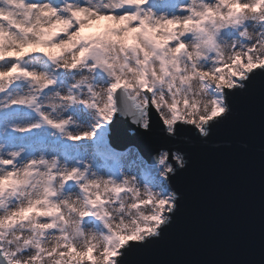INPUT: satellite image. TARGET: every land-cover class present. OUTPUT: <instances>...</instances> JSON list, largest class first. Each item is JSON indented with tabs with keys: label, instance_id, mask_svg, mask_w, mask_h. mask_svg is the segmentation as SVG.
I'll return each instance as SVG.
<instances>
[{
	"label": "snow or ice",
	"instance_id": "6c2138e0",
	"mask_svg": "<svg viewBox=\"0 0 264 264\" xmlns=\"http://www.w3.org/2000/svg\"><path fill=\"white\" fill-rule=\"evenodd\" d=\"M257 97L264 158V0H0V264H145Z\"/></svg>",
	"mask_w": 264,
	"mask_h": 264
},
{
	"label": "water",
	"instance_id": "95a60500",
	"mask_svg": "<svg viewBox=\"0 0 264 264\" xmlns=\"http://www.w3.org/2000/svg\"><path fill=\"white\" fill-rule=\"evenodd\" d=\"M117 142L148 152L144 137L122 122ZM189 170L177 181L184 202L163 241L136 259L145 264H264V158L258 97L239 106L235 119L206 144L185 143Z\"/></svg>",
	"mask_w": 264,
	"mask_h": 264
},
{
	"label": "rangeland",
	"instance_id": "374dc122",
	"mask_svg": "<svg viewBox=\"0 0 264 264\" xmlns=\"http://www.w3.org/2000/svg\"><path fill=\"white\" fill-rule=\"evenodd\" d=\"M106 23L105 21H101L100 24ZM96 29V26H94L92 29H89V31H93ZM131 148L137 149L135 146H130Z\"/></svg>",
	"mask_w": 264,
	"mask_h": 264
},
{
	"label": "trees",
	"instance_id": "16d2710c",
	"mask_svg": "<svg viewBox=\"0 0 264 264\" xmlns=\"http://www.w3.org/2000/svg\"><path fill=\"white\" fill-rule=\"evenodd\" d=\"M96 30V29H95ZM95 30H93V31H95Z\"/></svg>",
	"mask_w": 264,
	"mask_h": 264
}]
</instances>
